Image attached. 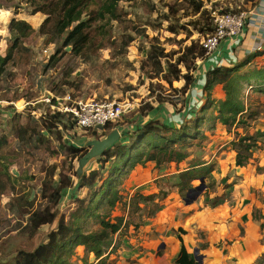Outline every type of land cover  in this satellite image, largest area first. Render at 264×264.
<instances>
[{"label":"rangeland","instance_id":"rangeland-1","mask_svg":"<svg viewBox=\"0 0 264 264\" xmlns=\"http://www.w3.org/2000/svg\"><path fill=\"white\" fill-rule=\"evenodd\" d=\"M117 1L116 18L95 19L90 16L91 41L83 54L76 56L68 51L59 56L57 49L62 47L61 38L51 31L53 18L40 28L47 17L38 10L44 5L43 0H0V56L5 54L12 41L8 28L12 18L25 20L33 28L21 39L12 61L0 74V137L10 141L0 151L15 159L7 169L0 159V264H13L18 250H32L56 226L61 215L68 217L76 208L70 197L72 188H67L55 207L57 216L51 224H43L37 229L29 224V214L45 203L40 195L42 184L57 180L59 173L68 175L76 171L79 159L52 156L56 142L49 133L45 134L49 142L38 148L18 147L12 140L13 119L23 125L30 118L32 125L33 120H40L51 111L52 99L61 104L96 100L121 102L126 109L113 123L115 126L97 131V135L104 133L99 139L113 129L130 131L149 119L165 123L168 119L173 126L181 124L188 115H193L192 107H199L200 101L191 98V91L197 83L186 91L182 90V79L168 84L164 75H172V72H168L166 61L174 63L191 41L200 44L203 36L212 31L214 13L248 12L258 3V0H194L202 2L206 13L200 16V22L189 24L199 21V14H193L192 0ZM97 7L90 5L81 20L87 19L88 11ZM70 29H66L63 36ZM52 55L59 59L53 62ZM193 65L195 71L196 63ZM177 66L186 72L183 65ZM171 69L176 71L177 67ZM247 95L249 108L256 113L249 121L247 131L264 132V93L248 91ZM186 109L192 113H185L187 115L182 117ZM92 130L74 127L64 134L62 140L87 150V142L96 139L92 137ZM233 131L217 130L215 126L211 132H205L206 139L196 140L187 147L188 158L178 166L169 162L156 167L153 162H147L133 174V169L129 172L121 182L124 201L128 202L134 191L152 194L154 199L145 205L139 204V208L129 215L124 204H117L113 209L112 215H121L128 223L120 235L114 236L116 246L111 257L115 264H153L154 259L164 257L165 234L185 233L179 228L165 232L153 230L154 226H150L148 232L143 230L158 218L157 214L170 194H177L181 207L185 204L195 207L197 200L204 205L216 204L224 195L229 199L233 192L245 193L244 189L251 183L261 184L258 177L264 175V136L259 138L253 158L244 167L237 168L233 165L235 153L229 144L235 138ZM238 131L244 132L242 128ZM26 149H29L28 153ZM94 159L83 167L81 174L97 166ZM195 160L212 165V171L202 181L200 178L191 181V188H202V191L195 200L185 203L188 190L183 191L182 196L175 182L179 171ZM84 192L85 188L78 191L80 194ZM249 192L258 197L264 194L261 187L254 185L250 186ZM95 227L96 224L90 223L89 229ZM161 244L163 247L159 248ZM195 255H199L198 252ZM254 264H264V255L259 256Z\"/></svg>","mask_w":264,"mask_h":264},{"label":"trees","instance_id":"trees-1","mask_svg":"<svg viewBox=\"0 0 264 264\" xmlns=\"http://www.w3.org/2000/svg\"><path fill=\"white\" fill-rule=\"evenodd\" d=\"M33 2V0H30ZM44 5L38 10L47 15L40 28L52 21L51 31L61 38V46L57 50L59 56L64 52L73 53L76 56L83 54L90 44V26L93 16L95 19L106 17L116 18L117 0H43ZM193 2V14L200 16L206 13L202 2ZM90 5H98L97 9L89 12L87 19L81 20V15L87 11ZM226 13V12H222ZM71 29L63 36L66 29ZM12 33V41L7 46L6 52L0 56V74L4 67L12 61L15 52L19 48L21 39L33 31V28L25 20L12 18L8 25ZM213 29V28H212ZM172 32L174 30L172 29ZM68 48V49H67ZM264 53V51H261ZM205 50L201 44L191 41L183 48V53L174 63L167 62L168 72L172 75H164V80L171 84L173 80H184L182 90L186 91L193 84L195 60L203 58ZM59 57L51 56L53 62ZM192 60V61H190ZM178 64L185 67L186 72L178 68ZM192 64V65H191ZM177 67L172 71L171 67ZM193 70V71H192ZM215 84H220L224 93L223 98L212 96ZM264 93V63L250 64L249 60H241L231 66L217 65L208 70L202 89V101L194 114L182 122L179 126H172L163 121L149 119L137 124L132 130H119L120 137L94 159L96 167L88 168L83 174L77 176L76 171L68 175L59 173V178L51 183L44 182L41 188V197L45 203L39 209L29 214V224L33 229L43 224H51L57 216L55 207L60 202L64 191L72 188L70 197L75 202L68 217L61 215L57 224L32 250H18L13 264H115L110 256L115 252L114 237L120 235L128 224L121 215H112L117 204L126 205L128 215L137 210L139 204H147L154 199L152 194H143L139 191L124 201L121 193V182L136 166H143L147 162H153L156 167L164 163H174L178 166L188 158L187 147L194 141L206 139L205 132H211L215 126L221 124L227 131L233 129L235 138L229 144L234 150V163L236 166H245L253 156V150L257 147L259 138L264 132L249 133V121L256 116L247 103V92ZM57 106V101L51 100ZM50 104V107L51 105ZM30 118L26 124L19 125L15 119L11 126L12 140L18 147L38 148L49 139L45 137L49 133L50 138L56 142L53 155H61L79 159L85 152L81 146L63 142V136L67 131L76 126L74 118L67 112H61L51 107V111L41 116L40 120ZM61 125V129L59 126ZM113 123H107L102 128H93V136L98 139L101 133L97 131L111 129ZM78 128V127H77ZM242 128L243 133L238 131ZM10 141L0 137V150L8 146ZM26 153L29 149L25 150ZM2 166L7 169L15 162L13 157H8L0 151ZM6 163V164H4ZM212 171V165L205 162L193 161L179 171L176 187L183 196V191L191 188V181L197 178H205ZM75 176V177H74ZM85 188L83 194L78 193ZM255 219L263 218L254 211ZM90 223L96 227L89 229ZM182 232L183 229L179 228ZM180 248L174 256V264H199L193 254L189 253L178 235ZM82 247V254L77 248Z\"/></svg>","mask_w":264,"mask_h":264},{"label":"crops","instance_id":"crops-1","mask_svg":"<svg viewBox=\"0 0 264 264\" xmlns=\"http://www.w3.org/2000/svg\"><path fill=\"white\" fill-rule=\"evenodd\" d=\"M252 11L242 33L233 39L221 40L210 55L196 60L193 83H197L194 86V90L197 91L192 89L190 95L192 99L196 98L198 102L200 101L199 105L203 98L202 89L208 70L217 65L231 66L241 60H249L250 64L256 65L264 63V53L261 52L264 51V0H258ZM212 96L224 97L220 84H215ZM197 108L198 105L192 107V110L195 112ZM188 110H184L182 117L187 115L185 113H192ZM189 117L188 115L185 120ZM167 122L169 125H174L168 119ZM179 125L177 123L175 127ZM216 129L226 131L224 126L218 123ZM234 156H232L233 165L237 168L244 167L235 165ZM138 168L141 166H136L131 174ZM258 181L261 184L249 183L261 187L264 192V175H260ZM251 185H247L244 189L245 193L233 192L229 199L224 195V198L216 204L204 205L201 200H197L195 207L186 204L181 207L177 194H170L165 206L157 214L158 218L143 227V230L148 232L150 226H154L153 230L165 232L171 228L181 227L185 231L179 234L184 246L189 253L193 254L195 251L194 254L198 252L202 256L201 264H254L259 256L264 255V218L253 217L254 211L264 215V194L263 197H258L250 193ZM164 240H166L164 257L154 259L153 264H174V256L180 248L178 235L165 234ZM161 247L162 244L159 248ZM77 250L79 254L83 253L82 247H78Z\"/></svg>","mask_w":264,"mask_h":264},{"label":"built area","instance_id":"built-area-1","mask_svg":"<svg viewBox=\"0 0 264 264\" xmlns=\"http://www.w3.org/2000/svg\"><path fill=\"white\" fill-rule=\"evenodd\" d=\"M251 13H253L252 9L248 12L214 13L213 29L206 33L200 41L205 50L204 57L210 55L221 40L233 39L242 33ZM51 107L70 113L76 126L84 130L102 128L107 123H114L126 110L121 102L96 100L67 101L66 104L57 101V106L52 104Z\"/></svg>","mask_w":264,"mask_h":264},{"label":"water","instance_id":"water-1","mask_svg":"<svg viewBox=\"0 0 264 264\" xmlns=\"http://www.w3.org/2000/svg\"><path fill=\"white\" fill-rule=\"evenodd\" d=\"M120 137V131L118 129H113L111 132H109L106 136L98 139H92L87 142L86 144V152L79 158L78 160V167L76 170L77 176L81 175V172L83 170V167L92 159L100 156L104 153L106 149H108L118 138ZM202 181V179H201ZM202 191V188H193L190 189L186 197L184 198L185 203H190L193 200H195L200 192ZM191 193H194L193 195H190ZM190 197V199H188ZM197 262L201 264L202 257L199 255H195Z\"/></svg>","mask_w":264,"mask_h":264}]
</instances>
